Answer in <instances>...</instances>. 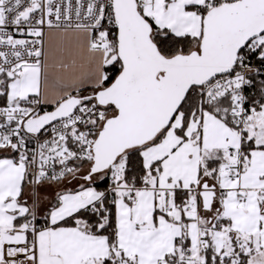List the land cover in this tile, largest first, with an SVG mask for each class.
<instances>
[{
	"label": "snow or ice",
	"instance_id": "6c2138e0",
	"mask_svg": "<svg viewBox=\"0 0 264 264\" xmlns=\"http://www.w3.org/2000/svg\"><path fill=\"white\" fill-rule=\"evenodd\" d=\"M0 264H264V0H0Z\"/></svg>",
	"mask_w": 264,
	"mask_h": 264
},
{
	"label": "crops",
	"instance_id": "0c3cea01",
	"mask_svg": "<svg viewBox=\"0 0 264 264\" xmlns=\"http://www.w3.org/2000/svg\"><path fill=\"white\" fill-rule=\"evenodd\" d=\"M69 58H70L69 55L65 54L64 59L67 60V59H69ZM68 90H69V91L74 90V89H73V86H72V85H69V86H68Z\"/></svg>",
	"mask_w": 264,
	"mask_h": 264
}]
</instances>
